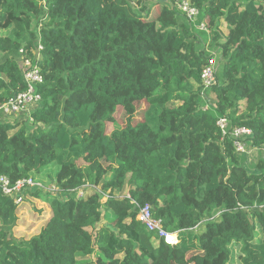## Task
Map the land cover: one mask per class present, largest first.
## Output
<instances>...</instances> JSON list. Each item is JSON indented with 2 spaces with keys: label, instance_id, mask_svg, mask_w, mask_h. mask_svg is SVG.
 Returning a JSON list of instances; mask_svg holds the SVG:
<instances>
[{
  "label": "trees",
  "instance_id": "16d2710c",
  "mask_svg": "<svg viewBox=\"0 0 264 264\" xmlns=\"http://www.w3.org/2000/svg\"><path fill=\"white\" fill-rule=\"evenodd\" d=\"M190 1L205 40L169 1L0 0V105L27 90L22 49L42 45L44 77L31 126L0 122V177L56 167L64 198L31 192L50 215L17 239L20 207L0 190V264H264V0ZM219 118L253 131L255 162ZM146 205L176 245L138 221Z\"/></svg>",
  "mask_w": 264,
  "mask_h": 264
},
{
  "label": "built area",
  "instance_id": "2783aa9c",
  "mask_svg": "<svg viewBox=\"0 0 264 264\" xmlns=\"http://www.w3.org/2000/svg\"><path fill=\"white\" fill-rule=\"evenodd\" d=\"M147 2H158L159 0H145ZM169 1L171 7L179 11L190 25L200 33L210 34L207 21H200L201 13L195 8L190 0H162ZM42 45L39 46V53L34 52L35 59L29 58L27 52L22 49L20 54V65L22 67L27 90L10 99L8 102L0 105V122L8 124L24 125L25 122L33 123L32 113L41 107L43 102L39 87L44 83V77L38 64L35 61L41 59ZM217 57L212 56L209 64L203 69L201 74V96L203 98V110H211V102L207 96V91L217 85L216 77ZM217 126L223 133V136H229L234 144L238 154L248 157L253 151L260 149L250 148L252 143L253 131L246 127L231 126L227 118H219ZM264 151V148L262 149ZM38 178L30 177L28 179L12 183L8 177H0V190L2 194L10 198L17 207H22L30 193L35 190H42L44 187ZM94 187L88 185L85 189L78 192L79 198L87 197L93 191ZM51 192H58L57 185L53 184ZM53 194V193H52ZM135 203V202H132ZM138 221L146 227L151 233H156L158 237L164 239L170 245L178 243V236L167 233L161 221L156 220L152 214V207L146 205L140 209Z\"/></svg>",
  "mask_w": 264,
  "mask_h": 264
},
{
  "label": "rangeland",
  "instance_id": "374dc122",
  "mask_svg": "<svg viewBox=\"0 0 264 264\" xmlns=\"http://www.w3.org/2000/svg\"><path fill=\"white\" fill-rule=\"evenodd\" d=\"M162 0H159L157 3L158 7L161 5L160 3ZM157 11V10H156ZM223 32L224 35H227V31L225 26H223ZM5 33V32H4ZM2 34V32H0ZM208 35L206 33L200 34L201 40L207 39ZM205 49L208 51V48L205 47ZM212 58V57H211ZM147 103H138L137 104V119L141 120L142 119V112L145 110L144 106H146ZM127 120L128 117L123 113L121 118L119 119V123L123 126L126 127L127 125ZM24 126H31L29 122H25ZM113 130V126L111 124H108V133H111ZM259 156L258 151H253L248 157V163L251 164V162H255ZM250 166V165H249ZM58 168L52 167L49 170L45 171L44 173L38 175L39 182L44 185L42 189V195L46 196L48 195L51 190V186L55 183L54 180V175ZM52 195L59 197L60 199H64L61 197L58 192L54 193L52 191ZM92 193V192H91ZM124 196L128 195V191L123 194H119ZM49 203L44 199V198H35L32 196H29L27 198L26 203L19 208L18 215H19V223L16 226V228L13 231V236L17 239H29L34 235L39 234L41 229L44 227V225L47 223V220L50 215V207ZM108 222L103 221L102 224H107ZM235 252L239 251V248H234ZM197 252L190 253L189 256L194 255Z\"/></svg>",
  "mask_w": 264,
  "mask_h": 264
},
{
  "label": "crops",
  "instance_id": "0c3cea01",
  "mask_svg": "<svg viewBox=\"0 0 264 264\" xmlns=\"http://www.w3.org/2000/svg\"><path fill=\"white\" fill-rule=\"evenodd\" d=\"M158 9V7L156 6V7H154V11H156Z\"/></svg>",
  "mask_w": 264,
  "mask_h": 264
}]
</instances>
